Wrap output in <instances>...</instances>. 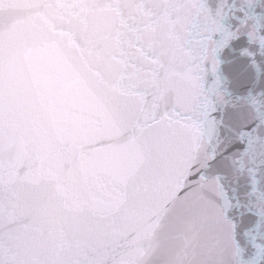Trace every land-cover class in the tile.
I'll list each match as a JSON object with an SVG mask.
<instances>
[{"label":"snow or ice","instance_id":"snow-or-ice-1","mask_svg":"<svg viewBox=\"0 0 264 264\" xmlns=\"http://www.w3.org/2000/svg\"><path fill=\"white\" fill-rule=\"evenodd\" d=\"M0 264H264V0H0Z\"/></svg>","mask_w":264,"mask_h":264}]
</instances>
